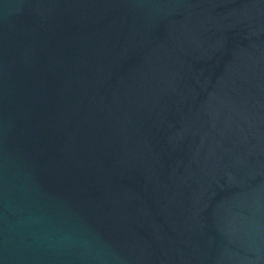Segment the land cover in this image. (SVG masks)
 I'll use <instances>...</instances> for the list:
<instances>
[{"label":"water","instance_id":"water-1","mask_svg":"<svg viewBox=\"0 0 264 264\" xmlns=\"http://www.w3.org/2000/svg\"><path fill=\"white\" fill-rule=\"evenodd\" d=\"M0 264H264V0H0Z\"/></svg>","mask_w":264,"mask_h":264}]
</instances>
